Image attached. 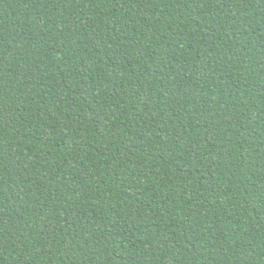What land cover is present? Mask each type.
<instances>
[{"label":"trees","instance_id":"obj_1","mask_svg":"<svg viewBox=\"0 0 264 264\" xmlns=\"http://www.w3.org/2000/svg\"><path fill=\"white\" fill-rule=\"evenodd\" d=\"M0 264H264V0H0Z\"/></svg>","mask_w":264,"mask_h":264}]
</instances>
